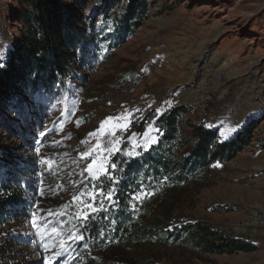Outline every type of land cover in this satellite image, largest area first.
Segmentation results:
<instances>
[{
	"label": "rangeland",
	"instance_id": "obj_1",
	"mask_svg": "<svg viewBox=\"0 0 264 264\" xmlns=\"http://www.w3.org/2000/svg\"><path fill=\"white\" fill-rule=\"evenodd\" d=\"M64 1L84 17L96 3ZM146 1V19L122 46L74 69L51 95L0 115V199L4 188L20 198L7 208L9 216L0 215L1 264H85L78 223L111 203L96 190L98 177L116 153L155 144L153 119L177 105L189 107L191 121L222 140L260 121L250 143L213 165L196 193L157 194L153 216L168 214L172 225L199 221L252 248L217 254L188 240L144 243L131 251L105 250L99 263L264 264V0ZM127 2L120 0L119 8ZM25 6L24 0H0V62L21 34L17 16ZM108 117L114 119L104 134L90 136ZM30 161L29 173L20 176ZM90 164L96 175L87 171Z\"/></svg>",
	"mask_w": 264,
	"mask_h": 264
},
{
	"label": "trees",
	"instance_id": "obj_2",
	"mask_svg": "<svg viewBox=\"0 0 264 264\" xmlns=\"http://www.w3.org/2000/svg\"><path fill=\"white\" fill-rule=\"evenodd\" d=\"M24 1L26 6L17 16L21 34L0 62L2 116L25 107L36 95H51L62 88L74 69L85 68L100 54L122 46L148 14L146 0H128L123 9L120 0H96L86 17L79 12L73 15L64 0ZM189 109L171 106L156 116L152 121L159 133L156 143L132 154L116 153L98 177L95 188L111 194V203L97 207L78 223L77 248L85 264H100L105 250L131 251L144 243L173 245L188 240L195 249L217 254L251 250L248 243L199 221L172 225L168 214L153 216L151 204L157 194L191 189L196 193L206 185L213 165L227 163L250 143L260 121L248 122L222 140L216 130L193 123ZM30 166L31 161L25 163L19 175H27ZM4 189L0 215L9 216L7 208L17 206L20 198Z\"/></svg>",
	"mask_w": 264,
	"mask_h": 264
},
{
	"label": "snow or ice",
	"instance_id": "obj_3",
	"mask_svg": "<svg viewBox=\"0 0 264 264\" xmlns=\"http://www.w3.org/2000/svg\"><path fill=\"white\" fill-rule=\"evenodd\" d=\"M113 119H114V118H112V117H108L105 121H102V122H101L100 129H98L97 132H95V133H89V135H90V136H94V135H97V134H101V135H103V134H104L105 124H107L109 121H111V120H113ZM116 119H119V118H116ZM125 127H126V125H125ZM230 131H235V129H230ZM146 135H147V134H146ZM96 148H97V149H100L99 142L97 143ZM100 150L103 151V150H105V149H100ZM82 155L85 156V157H86V156H89V155H91V151H89V152H85V153H83ZM92 169H93V165L90 164V165L88 166L87 171H88L90 174L96 175L97 173H93V172H92ZM100 170H104V169L101 167ZM110 196H111V194H109V198H110ZM74 199H75V198H74ZM34 223H35V218H34ZM77 238H80V237H77ZM61 247L63 248V244L61 245ZM45 248H46V250H47V246H45ZM60 254H61L60 252H57V253H56L57 256H59Z\"/></svg>",
	"mask_w": 264,
	"mask_h": 264
},
{
	"label": "bare ground",
	"instance_id": "obj_4",
	"mask_svg": "<svg viewBox=\"0 0 264 264\" xmlns=\"http://www.w3.org/2000/svg\"><path fill=\"white\" fill-rule=\"evenodd\" d=\"M194 100V99H193Z\"/></svg>",
	"mask_w": 264,
	"mask_h": 264
}]
</instances>
